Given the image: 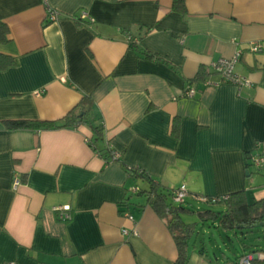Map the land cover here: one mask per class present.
I'll return each instance as SVG.
<instances>
[{"label": "crops", "instance_id": "crops-1", "mask_svg": "<svg viewBox=\"0 0 264 264\" xmlns=\"http://www.w3.org/2000/svg\"><path fill=\"white\" fill-rule=\"evenodd\" d=\"M49 7L56 21H47ZM186 8L173 10V0H0L8 26L0 52L16 59L0 69V264H175V238L134 193L147 183L127 166L171 190L264 198V169L252 165L264 153V0H186ZM83 10L93 23L79 18ZM253 41L261 51L249 50ZM238 49L235 74L249 82L220 83L212 63ZM188 86L195 96L183 95ZM84 95L95 102L104 126L97 144L110 157L89 144L86 123L3 124L59 120ZM61 205L70 219L58 218ZM226 260L222 252L214 262L193 236L187 264Z\"/></svg>", "mask_w": 264, "mask_h": 264}, {"label": "trees", "instance_id": "trees-1", "mask_svg": "<svg viewBox=\"0 0 264 264\" xmlns=\"http://www.w3.org/2000/svg\"><path fill=\"white\" fill-rule=\"evenodd\" d=\"M173 10L180 13H186V0H173ZM8 40V26L0 21V42ZM148 58H163L168 60L166 56L147 53ZM16 62L15 57L0 52V69H5ZM202 78L206 74V70L201 71ZM199 75V76H201ZM201 77H198L200 79ZM95 102L90 95H84L80 102L63 118L55 121H40L29 119H9L3 124L9 130L15 129H51V128H67L77 127L82 123L88 124L92 131L93 137L89 139V144L102 155L110 157V150L105 147H99L98 141L102 140L104 135V126L102 123L95 121L93 110ZM177 121H174L173 132H177ZM112 155V153H111ZM127 170L134 179H142L147 183V188H139L135 194L144 196L147 203L166 221L175 241L178 245L179 256L175 264H187L190 255V243L196 233L197 222H187L184 218L185 214H197L201 221L208 222L222 231H234L235 233H245L252 231L257 227H261L264 239V198L249 200L245 190L234 191L229 194L220 196L222 199L214 204H223L224 210L220 209H198L191 210L183 205H177L171 199V189L164 188L153 177H151L140 166H127ZM129 197L127 198V200ZM212 205V204H211ZM244 245V244H243ZM244 247H247L246 245ZM247 249V248H246ZM253 252V251H250ZM256 252V251H254ZM243 254V253H241ZM239 254V256L241 255ZM237 256V258L239 257ZM237 258L235 260H237ZM234 260V261H235ZM232 262L227 257L226 261ZM259 263L258 260L254 264Z\"/></svg>", "mask_w": 264, "mask_h": 264}, {"label": "built area", "instance_id": "built-area-1", "mask_svg": "<svg viewBox=\"0 0 264 264\" xmlns=\"http://www.w3.org/2000/svg\"><path fill=\"white\" fill-rule=\"evenodd\" d=\"M47 13V21L52 22L56 21L59 18L58 11L53 7H49L47 9ZM79 18L82 20H87L90 23L94 22V19L89 15L88 11L86 10H83L80 13ZM249 50L251 52L257 53L262 50L261 44L259 42L253 41L250 43ZM242 54L243 50L238 49L232 57H221L212 63L213 70L221 76V80L219 81L220 83L225 81L235 82L242 86L243 84L249 82L248 80L240 78L237 74H235V66L241 58ZM206 84H210V82L207 81ZM196 92L197 91L194 87L188 86L183 92V95L193 97L196 95ZM252 165L258 170L264 169V153L255 156L252 160ZM13 185L14 188H17L20 185V180L18 177L14 178ZM138 189L139 188L135 186L133 188V191L136 192ZM187 198H191L193 200L209 204L217 203L222 199V197L220 196L210 197L202 194L190 193L185 184H181L177 188L172 189L171 199L175 204L184 205ZM54 209L55 211L59 212L58 218L61 220H68L72 216L71 207L69 205L56 206L54 207ZM126 216L130 221H134V216L132 213L128 212ZM124 232L127 233L128 230H124ZM262 257H264V253L262 251L246 252L241 254L235 261L229 263L223 262L221 264H254L255 260L262 259Z\"/></svg>", "mask_w": 264, "mask_h": 264}, {"label": "rangeland", "instance_id": "rangeland-1", "mask_svg": "<svg viewBox=\"0 0 264 264\" xmlns=\"http://www.w3.org/2000/svg\"><path fill=\"white\" fill-rule=\"evenodd\" d=\"M189 199L191 198H187L183 206L187 207L189 205L187 208L194 211H197L198 207H201V209H225L223 204L211 205L204 202H201V204H189ZM184 218L187 222H197L195 235L196 237L199 236V240L204 242L209 249L214 262H216V255L222 258V252L227 257L234 259L238 253L264 251V239L261 227H257L252 231H246L245 233H235L234 231L225 232L215 228L211 223H204L197 214H185ZM243 244L247 246V249H244Z\"/></svg>", "mask_w": 264, "mask_h": 264}]
</instances>
